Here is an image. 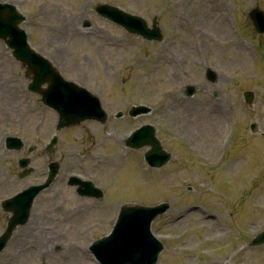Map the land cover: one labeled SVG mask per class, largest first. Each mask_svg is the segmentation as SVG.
Wrapping results in <instances>:
<instances>
[{
	"label": "rangeland",
	"instance_id": "rangeland-1",
	"mask_svg": "<svg viewBox=\"0 0 264 264\" xmlns=\"http://www.w3.org/2000/svg\"><path fill=\"white\" fill-rule=\"evenodd\" d=\"M0 1L27 14L24 25L38 52L66 79L96 93L109 114L104 124L89 120L62 129L46 154L58 115L27 89L31 75L0 40V234L10 215L1 201L42 183L50 161L62 165L13 229L0 264H88L78 246L108 234L127 201L171 203L152 223L165 245L157 264H264V245L243 247L264 230V214L253 211L264 202V43L247 53L225 20L234 9L244 32L260 41L248 11L264 10V0ZM95 3L119 5L149 23L158 16L165 40L128 33L96 13ZM86 20L91 27L83 29ZM207 67L221 74L216 83L205 79ZM187 85H196L194 95H186ZM245 91L253 93L252 106ZM138 105L153 112L130 117ZM121 111L125 116L117 117ZM145 123L172 153L160 169L145 165L147 148L132 152L123 144ZM9 135L24 139L22 147L7 149ZM27 157L28 165L19 166ZM74 174L92 179L104 197L79 196L68 185Z\"/></svg>",
	"mask_w": 264,
	"mask_h": 264
},
{
	"label": "water",
	"instance_id": "water-1",
	"mask_svg": "<svg viewBox=\"0 0 264 264\" xmlns=\"http://www.w3.org/2000/svg\"><path fill=\"white\" fill-rule=\"evenodd\" d=\"M100 10L101 14L123 24L129 31L141 33L149 39L154 37L151 31L146 28L144 21L110 6H102ZM20 19L21 17L16 14L13 8L0 5V37L8 41V44L14 48V55L27 66L28 71L32 74L33 81L30 84V90L40 93L43 101L58 112L59 128L86 119L106 120L107 114L102 109L100 99L95 94L75 82L64 79L60 71L48 59L30 50L26 37L16 26ZM133 19L139 21L140 24H133ZM9 24L15 27H10ZM45 83L48 84V87L44 89L42 85ZM54 144L55 140L52 146ZM127 144L133 147L150 145L152 150L146 154V159L154 166H162L170 159V154L164 152L160 141L155 137L154 130L148 127L136 132L127 141ZM85 184L87 191L95 192L91 184ZM34 196L35 194L30 195V198L26 200L27 196L18 195L15 202L10 205L9 209L14 214L0 239V249L5 246L12 230L17 225L16 223L22 222L23 218L28 215ZM168 206V204L152 208L126 206L123 209L116 230L120 231L119 236L122 238L119 247L122 251L127 252L126 257L123 258L124 262L152 264L156 261L158 253L163 248L162 244L151 236L149 228L143 229L135 223L132 224L133 227L129 226V222H133L132 220L129 221V217L132 214L145 217L147 213L148 218L152 219L160 212L165 211ZM106 240L109 241L110 237Z\"/></svg>",
	"mask_w": 264,
	"mask_h": 264
},
{
	"label": "bare ground",
	"instance_id": "bare-ground-1",
	"mask_svg": "<svg viewBox=\"0 0 264 264\" xmlns=\"http://www.w3.org/2000/svg\"><path fill=\"white\" fill-rule=\"evenodd\" d=\"M212 109V108H211ZM45 248H47V245H45Z\"/></svg>",
	"mask_w": 264,
	"mask_h": 264
}]
</instances>
